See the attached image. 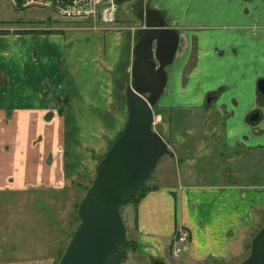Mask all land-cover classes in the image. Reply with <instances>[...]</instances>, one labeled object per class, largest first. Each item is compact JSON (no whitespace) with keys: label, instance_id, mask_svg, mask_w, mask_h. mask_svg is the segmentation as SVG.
I'll list each match as a JSON object with an SVG mask.
<instances>
[{"label":"crops","instance_id":"1","mask_svg":"<svg viewBox=\"0 0 264 264\" xmlns=\"http://www.w3.org/2000/svg\"><path fill=\"white\" fill-rule=\"evenodd\" d=\"M154 3L180 42L167 70V103L156 106L170 152L155 168L158 189L138 206L136 241L150 258L164 262L172 256L176 230L185 229L191 234L185 264L232 263L244 256L248 238L264 218V101L258 91L264 80V0ZM123 28L75 32L82 37L67 36L62 33L67 28L47 22L0 26V198L5 202L18 198L25 204L37 191L70 189L86 168L89 175L97 169L99 161L89 150L103 158L123 132L139 29L135 37L132 26ZM83 39L88 40L84 47ZM76 52L83 53L81 85L75 80ZM67 61L71 66L64 70ZM100 61L106 66L102 72L91 65ZM259 109L263 119L250 122Z\"/></svg>","mask_w":264,"mask_h":264},{"label":"water","instance_id":"2","mask_svg":"<svg viewBox=\"0 0 264 264\" xmlns=\"http://www.w3.org/2000/svg\"><path fill=\"white\" fill-rule=\"evenodd\" d=\"M138 18L142 26L133 50V81L126 89L128 120L98 164L95 178L79 203V224L58 264H108L127 239L121 208L170 152L164 138L153 128V107L166 90V69L174 63L180 35L166 26L159 10L142 9ZM258 91L264 97V80L258 82ZM260 117L261 112H255L249 121L258 123ZM239 264H264V226L252 239L250 255Z\"/></svg>","mask_w":264,"mask_h":264},{"label":"rangeland","instance_id":"3","mask_svg":"<svg viewBox=\"0 0 264 264\" xmlns=\"http://www.w3.org/2000/svg\"><path fill=\"white\" fill-rule=\"evenodd\" d=\"M11 1L12 0H0V26L10 27L12 25L21 24L43 26L47 22L56 27H63L64 29L67 28L65 31H62V33L67 36L71 35L72 33L73 35H75L76 31L78 32L81 30H88V28H85L89 27V25H87L86 23L79 22V24H72V22L70 23L69 20L56 15L53 11L47 8L36 5H32L26 8H16V6H14ZM154 1L155 0H133L126 3H119L117 1L119 4L116 24L118 28L105 31V34H107V32H119L124 29L123 27L127 28L132 26L134 35L136 37L135 28L141 27L138 13L142 9H156ZM30 21L32 22V24H30ZM76 35H80L83 37L85 34L81 33ZM82 41V47L86 46L88 40L83 39ZM100 43L103 44L104 42ZM67 44V48H71L68 42ZM92 45L93 44H91V46ZM99 45L100 44L96 43V47ZM75 56L78 59L75 63V80H77L76 82L81 85V72L83 71L81 59L83 53L78 54V52H76ZM93 56H97V53L94 52ZM91 65L92 68L94 70H97L98 72H102V69L106 68L105 64L102 61L98 63V66L94 64ZM70 66L71 65L69 61H67V63H64L63 68L64 70H66V67L69 69ZM169 68L170 66L167 68V70ZM170 72L173 74L176 71H174V68H172ZM99 77H102V74L99 75ZM184 78L186 79V74L184 75ZM88 84L90 83L87 82V84H84L83 86L85 87L84 94L90 89L88 87ZM167 85L170 86L169 81ZM165 95L166 93L163 94L158 104H162L164 102L167 103ZM156 106L157 104L153 107V128L162 136L161 129L158 127V123L156 122ZM169 108L170 106L167 107V109ZM113 142H111L110 144L112 145ZM89 151L93 154L95 160L99 161L100 163L102 158L98 156L96 150L94 148H91ZM164 158H166V156H164L162 160H164ZM96 171H94L93 169L91 174L89 175L86 168L81 173V176H83L84 180L80 177L83 180L82 182L84 188L79 190L76 187L71 193H67L66 197H63L64 201H66V207H54L55 211H57L56 218L58 220H54L52 218L55 217V215L49 210L50 206L48 205L47 200L50 199L48 198L45 200L44 198L45 194L50 195V193L47 191H44L45 193H40V191H37L33 195H29V200L24 201L26 202L25 204L19 203V199L15 198L13 200V203L11 205H8L3 200V198H0V264H58L59 259L62 255V251H64L66 247V241L69 235L71 233H74L78 225L79 220H76L77 213H74L75 204H79L78 201L82 196H85L88 188L91 186L93 179L95 178ZM154 176L155 170L152 173L150 180L147 182V185L150 184L152 186L154 184ZM80 178H78L77 180L80 181ZM56 205H58V202L56 203ZM121 215L127 228V241L136 240L138 232L137 225H135V203H129L123 206V208H121ZM263 224L264 218H262L257 223L256 228L258 229ZM254 235L255 232L252 233L247 240L244 256L242 258H239L238 260H235L234 262H232V264H239L250 255L251 243ZM123 252L128 254V259L122 264H155V262H161L157 261L155 256H153V258H150L149 256L151 255L144 249L143 245H140L139 247L137 246V250L134 253L128 245L126 248H124ZM139 253L145 259H143V257L141 258L139 256ZM186 260V251L183 252L179 257H174L172 248V256H167L162 263L185 264Z\"/></svg>","mask_w":264,"mask_h":264},{"label":"built area","instance_id":"4","mask_svg":"<svg viewBox=\"0 0 264 264\" xmlns=\"http://www.w3.org/2000/svg\"><path fill=\"white\" fill-rule=\"evenodd\" d=\"M16 7L32 5L47 8L56 15L74 23H86L88 30L105 32L117 28L119 4L116 0H12ZM133 30V29H132ZM137 28H135V31ZM191 234L185 229H177L173 240V255L179 257L189 249Z\"/></svg>","mask_w":264,"mask_h":264},{"label":"trees","instance_id":"5","mask_svg":"<svg viewBox=\"0 0 264 264\" xmlns=\"http://www.w3.org/2000/svg\"><path fill=\"white\" fill-rule=\"evenodd\" d=\"M19 8V7H17ZM32 32H38V31H32ZM45 33H51L53 31H44ZM139 37L137 36V41H138ZM262 97V96H261ZM263 101H264V98L262 97ZM151 178V176H150ZM150 178L145 182V184L140 188V190L134 195V197L132 199L129 200V203H135V206H136V224L137 225V210H138V206L140 204V202L152 191H155L158 189V187L153 184L152 186L150 184L147 185V182L150 180ZM125 204V205H127ZM78 205L79 204H76V207H75V211L74 213L76 214L77 212V208H78ZM124 205V206H125ZM123 208V207H122ZM257 215H258V212H256ZM77 215V214H76ZM76 220L78 221L79 219L77 218L76 216ZM78 224H79V221H78ZM264 226L261 225L256 231H255V234ZM73 236V233H71L67 239V241H69L71 239V237ZM255 236V235H254ZM253 236V237H254ZM67 241H66V245H67ZM129 245L130 249L132 250V252H136L137 250V246H138V243L136 240H131V241H126L124 242V244L121 246V248L119 250H117L116 252H114L109 261H108V264H122L123 262H125L127 259H128V254L127 253H124L123 250L124 248H126L127 246ZM66 248V247H65ZM65 250V249H64ZM64 251H62V254H63ZM61 255V253H60ZM59 255V256H60ZM62 256V255H61ZM61 258V257H60ZM60 260V259H59ZM57 264V263H56Z\"/></svg>","mask_w":264,"mask_h":264},{"label":"flooded vegetation","instance_id":"6","mask_svg":"<svg viewBox=\"0 0 264 264\" xmlns=\"http://www.w3.org/2000/svg\"><path fill=\"white\" fill-rule=\"evenodd\" d=\"M168 68V67H167ZM166 71H167V69H166ZM167 73H168V71H167ZM264 98V97H263ZM65 102H59V104H58V106L59 105H62V106H65ZM257 113V112H261V117H260V119H259V121L258 122H260V120L261 119H263V110H261V109H259V110H256V111H254V112H252L251 114H250V116H249V118H248V120L250 119V117H251V115L253 114V113ZM83 180H84V178H83V176H80ZM79 177V178H80ZM80 178V179H81ZM80 180V181H78V180H75V181H73L72 182V184H71V187H70V189H65L64 187H62L63 188V190L60 192V193H55L53 190L54 189H52V188H49L48 189V192L50 193V195H47V194H45V196H44V198H45V200L46 199H50V200H47V202H48V205L50 206V208H49V210H50V212L51 213H53L54 215H55V217H52L54 220H56L57 218H56V212L57 211H55V208L54 207H56V206H58V207H66V201H64V198L63 197H66L67 196V193H71L73 190H74V188H78L79 190L80 189H83L84 187H83V180ZM65 189V190H64ZM83 197L84 196H82L81 197V199L78 201L79 203L81 202V200L83 199ZM15 199V198H14ZM13 199V200H14ZM51 200H54V201H60V204L59 205H52V204H50L49 202L51 201ZM6 203H7V201H6ZM8 205H11V204H9V203H7ZM75 207H76V204H75ZM78 207H79V205H78ZM77 210H78V208H77ZM77 213V212H76ZM58 220V219H57Z\"/></svg>","mask_w":264,"mask_h":264}]
</instances>
